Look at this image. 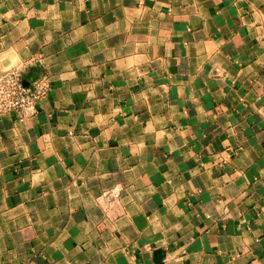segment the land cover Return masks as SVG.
<instances>
[{
	"label": "crops",
	"instance_id": "obj_1",
	"mask_svg": "<svg viewBox=\"0 0 264 264\" xmlns=\"http://www.w3.org/2000/svg\"><path fill=\"white\" fill-rule=\"evenodd\" d=\"M9 70L0 264H264V0H0Z\"/></svg>",
	"mask_w": 264,
	"mask_h": 264
},
{
	"label": "built area",
	"instance_id": "obj_2",
	"mask_svg": "<svg viewBox=\"0 0 264 264\" xmlns=\"http://www.w3.org/2000/svg\"><path fill=\"white\" fill-rule=\"evenodd\" d=\"M45 90L43 78L34 79L28 87L22 84L21 74L9 70L0 74V114L19 112L21 116L32 114Z\"/></svg>",
	"mask_w": 264,
	"mask_h": 264
},
{
	"label": "water",
	"instance_id": "obj_3",
	"mask_svg": "<svg viewBox=\"0 0 264 264\" xmlns=\"http://www.w3.org/2000/svg\"><path fill=\"white\" fill-rule=\"evenodd\" d=\"M31 81H33V79H32ZM31 81H28V82H27V81H24V82H22V84H23L24 87H28V86H29V83H30ZM155 258H156L155 262H156L157 264H159V263H160V260L162 259L161 251H157V252L155 253Z\"/></svg>",
	"mask_w": 264,
	"mask_h": 264
},
{
	"label": "clouds",
	"instance_id": "obj_4",
	"mask_svg": "<svg viewBox=\"0 0 264 264\" xmlns=\"http://www.w3.org/2000/svg\"><path fill=\"white\" fill-rule=\"evenodd\" d=\"M6 55H11V56H14V55H15V53H9V54H6Z\"/></svg>",
	"mask_w": 264,
	"mask_h": 264
}]
</instances>
